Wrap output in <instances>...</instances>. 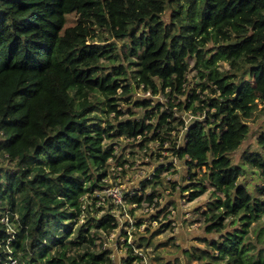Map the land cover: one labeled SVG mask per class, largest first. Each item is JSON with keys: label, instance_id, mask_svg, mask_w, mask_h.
Here are the masks:
<instances>
[{"label": "trees", "instance_id": "16d2710c", "mask_svg": "<svg viewBox=\"0 0 264 264\" xmlns=\"http://www.w3.org/2000/svg\"><path fill=\"white\" fill-rule=\"evenodd\" d=\"M263 114L264 0H0V264H115L97 240L119 222L90 219L99 197L84 198L103 190L121 138L183 160L187 184L173 186L190 201L211 189L202 215L213 237L191 259L264 264V226L253 227L264 182L252 192L241 181L246 167L264 180V122L257 148L232 159ZM173 167L128 201L152 203L145 189ZM129 252L125 264L142 260Z\"/></svg>", "mask_w": 264, "mask_h": 264}, {"label": "rangeland", "instance_id": "374dc122", "mask_svg": "<svg viewBox=\"0 0 264 264\" xmlns=\"http://www.w3.org/2000/svg\"><path fill=\"white\" fill-rule=\"evenodd\" d=\"M165 19L168 20V14ZM77 23L78 15L76 13L67 16L66 27H73ZM100 37L103 42L116 41L107 32L100 31ZM116 42L119 50L125 52V42ZM222 65L224 67L228 66L227 63H222ZM194 74L195 72L192 71L187 76L191 81V85L195 84ZM133 95L135 98L151 97L149 92L141 90H135ZM155 99L164 100L160 96H156ZM123 109H125V106ZM136 111L139 112V115L143 114L142 110ZM180 114L187 122L193 119V116L188 112ZM263 122L264 114L256 123L252 124L250 133L240 150L232 155L235 163L240 162L241 154L245 150L257 148L258 129ZM165 147H167V144ZM115 151L116 158L111 161L108 168L110 177L107 180V185L120 187L124 197L123 204L116 205L108 198L103 203L98 200L95 206L89 207L86 214L91 219L92 217L101 218L103 215L110 213L115 215L119 221V226L114 233L108 234L101 231V238L97 240V244L101 245L102 249L111 251V259L115 264H125V260L130 254L129 246L134 249L135 255L142 258L134 264H204V261L191 259L186 253L194 247L205 248L206 243L204 240L213 237V235L205 234L204 216L202 215L207 210L206 204L211 199V189H208L207 192L193 201L189 200V192L174 189L173 184L181 186L187 184V167L183 160L174 157L170 152L159 150L156 143H150L148 148H142L137 141L133 142L121 138L119 144L115 147ZM152 153H154V157H152ZM158 153H161L165 158H159L158 160ZM168 162H172L174 167L169 172L164 171L161 173L160 181L162 183H152L144 191L146 194L155 195L153 202L144 201L141 206L130 203L128 197L135 192H140V195H142V182L152 179V174L156 168ZM7 166V162L0 156V167ZM113 168H115V172H113ZM169 180L170 182H168ZM241 181L252 192H255L256 187L264 182L258 171L248 167L245 168ZM96 195L101 196L102 192H96L92 198L85 197V203L93 205ZM84 221L86 219H81L79 224ZM166 223L170 226L163 227ZM263 226L264 217L253 227ZM157 231L161 232L151 238L150 246L138 247L140 237H150ZM76 253L77 251L73 248L71 254L75 255Z\"/></svg>", "mask_w": 264, "mask_h": 264}, {"label": "built area", "instance_id": "2783aa9c", "mask_svg": "<svg viewBox=\"0 0 264 264\" xmlns=\"http://www.w3.org/2000/svg\"><path fill=\"white\" fill-rule=\"evenodd\" d=\"M113 159L114 158L110 159L109 164H111V161H113ZM112 170H113V172H115L114 171L115 168H113ZM108 173H109V169H108ZM113 174H115V173H113ZM109 177H110V173H109V176L104 180L105 185H104L103 190L98 191V192H102L101 196L97 195L100 198L99 202L103 203L108 198V199L112 200L116 205H121V204H123V198H124L122 195V190L118 186L107 185V180L109 179ZM113 216L115 217V215H113ZM114 232L115 231H113L112 233H114Z\"/></svg>", "mask_w": 264, "mask_h": 264}]
</instances>
